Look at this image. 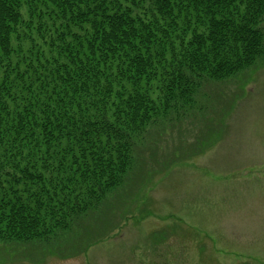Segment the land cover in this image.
Instances as JSON below:
<instances>
[{
	"label": "trees",
	"instance_id": "1",
	"mask_svg": "<svg viewBox=\"0 0 264 264\" xmlns=\"http://www.w3.org/2000/svg\"><path fill=\"white\" fill-rule=\"evenodd\" d=\"M126 4L137 6L0 0V243L41 246L74 231L88 210L126 184L136 139L156 121V104L191 97L194 76L224 80L262 56L264 0H150L142 14ZM37 5L52 6L63 19L59 27L45 25ZM34 15L39 35L54 27L49 53L71 26L91 28L85 44L74 34L76 42L52 56L46 74L31 68L30 56L12 60L22 50L20 27L31 28ZM155 79L159 100L149 94ZM89 239L85 231L67 250L78 253ZM29 253L36 260L41 252Z\"/></svg>",
	"mask_w": 264,
	"mask_h": 264
},
{
	"label": "rangeland",
	"instance_id": "2",
	"mask_svg": "<svg viewBox=\"0 0 264 264\" xmlns=\"http://www.w3.org/2000/svg\"><path fill=\"white\" fill-rule=\"evenodd\" d=\"M134 3L126 4L132 14L150 8V0ZM26 9L22 15L29 20ZM36 10L45 25L63 21L50 5ZM32 18L31 28L20 27L22 50L12 60L30 56L31 68L45 74L52 56L76 42L74 34L85 44L91 30L71 26L65 42L49 53L54 27L39 35ZM261 29L264 34V20ZM19 36L12 37L15 48ZM206 75L194 76L191 97L168 107L157 102L158 116L136 139L137 162L123 187L88 210L74 231L45 245L0 243V264H264V40L254 66L224 80ZM160 88L153 80V100ZM85 231L89 245L71 254L69 243ZM33 249L41 252L36 260Z\"/></svg>",
	"mask_w": 264,
	"mask_h": 264
}]
</instances>
